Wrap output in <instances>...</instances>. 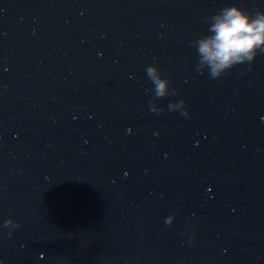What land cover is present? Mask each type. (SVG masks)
Segmentation results:
<instances>
[{"label":"water","instance_id":"obj_1","mask_svg":"<svg viewBox=\"0 0 264 264\" xmlns=\"http://www.w3.org/2000/svg\"><path fill=\"white\" fill-rule=\"evenodd\" d=\"M229 6L0 0V264H264V53L197 71Z\"/></svg>","mask_w":264,"mask_h":264},{"label":"clouds","instance_id":"obj_2","mask_svg":"<svg viewBox=\"0 0 264 264\" xmlns=\"http://www.w3.org/2000/svg\"><path fill=\"white\" fill-rule=\"evenodd\" d=\"M208 35L199 37L194 46L197 49L199 60L197 71L207 68L209 76L213 79L221 77L234 66L250 63L255 60L258 53H264V11L250 15L237 6L220 9L210 18ZM146 75L153 84L151 111L162 112L157 108L156 101L170 95H176L175 89H170V79L163 77L156 65L146 67ZM185 101L169 103V110H182ZM174 217H168L166 223L171 224ZM3 227L15 229L18 224L12 220L4 222Z\"/></svg>","mask_w":264,"mask_h":264}]
</instances>
